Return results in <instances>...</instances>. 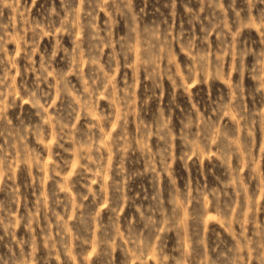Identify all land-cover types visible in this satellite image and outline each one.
Masks as SVG:
<instances>
[{"label":"rangeland","instance_id":"1","mask_svg":"<svg viewBox=\"0 0 264 264\" xmlns=\"http://www.w3.org/2000/svg\"><path fill=\"white\" fill-rule=\"evenodd\" d=\"M0 264H264V0H0Z\"/></svg>","mask_w":264,"mask_h":264}]
</instances>
